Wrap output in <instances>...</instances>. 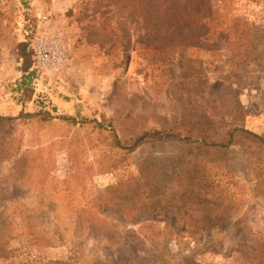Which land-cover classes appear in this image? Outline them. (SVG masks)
<instances>
[{
  "label": "rangeland",
  "instance_id": "obj_1",
  "mask_svg": "<svg viewBox=\"0 0 264 264\" xmlns=\"http://www.w3.org/2000/svg\"><path fill=\"white\" fill-rule=\"evenodd\" d=\"M162 1L0 0V117L11 119L0 120V264H251L264 165L240 145L153 142L128 153L116 140L128 146L206 108L218 126L264 137V0L196 10L189 0L185 41L157 32ZM39 36L65 58L41 71L33 57L29 99L18 47ZM180 177L208 201L127 216L136 184Z\"/></svg>",
  "mask_w": 264,
  "mask_h": 264
},
{
  "label": "trees",
  "instance_id": "obj_2",
  "mask_svg": "<svg viewBox=\"0 0 264 264\" xmlns=\"http://www.w3.org/2000/svg\"><path fill=\"white\" fill-rule=\"evenodd\" d=\"M193 1L194 10H196L199 6L204 7L207 0ZM164 2L166 6L163 7L162 12L160 11L159 13L160 22L157 26V32L161 35H173L168 37L170 40L175 36L182 41H185L187 38L185 28H188L189 31H191L192 28L187 22L190 20L189 14H193V11L189 12L188 7L186 6L189 0L184 2L182 8H180V0H173V3L163 0L162 3L164 4ZM187 11L189 14H186ZM201 12L202 10L200 13ZM172 22H174V24ZM214 32H217V30ZM18 48L23 63L22 72L24 73L19 85V90H31L29 99H32L33 90L31 89V84L33 71L31 69L34 64V52L30 48V44L26 42L21 43ZM43 113V109L35 114L22 113L19 119L37 117L41 116ZM210 114V109L206 108L201 113V117H197V120H191L186 125L143 132L126 140V143L129 144L128 146H124L118 140H116V144L120 149H123L128 153L134 151L143 144L153 142H179L186 145H197L216 153H222L229 150L232 146L240 145L250 156L256 168L262 171L264 165V137L248 131L245 128L240 127L238 124L218 126L214 122H211L210 118L207 117ZM0 120L9 121L11 119L0 117ZM64 120L75 122V119L71 117H64ZM98 126L101 127L100 124H98ZM190 180L191 178L180 177L176 181L172 180V178L162 179L154 185L149 183H142L141 185L136 184L133 194L127 200L130 207L127 216L138 220L140 218L138 210L140 209L143 210L149 208L154 211H164L178 205L193 204L194 200L198 201V203L200 201L202 203L208 201L200 194H196L197 190L199 191V188L196 189L195 187L192 188L189 186ZM136 196L137 198H135ZM137 204L141 205L138 206ZM224 214H227V211L222 213L217 212L214 217H210V220L221 222ZM142 232L144 233L143 230ZM144 239L152 241L153 237L150 238L149 235H144ZM248 252V259L251 264H264V234L259 235L254 239ZM185 264L198 263L192 259H188Z\"/></svg>",
  "mask_w": 264,
  "mask_h": 264
},
{
  "label": "built area",
  "instance_id": "obj_3",
  "mask_svg": "<svg viewBox=\"0 0 264 264\" xmlns=\"http://www.w3.org/2000/svg\"><path fill=\"white\" fill-rule=\"evenodd\" d=\"M58 44L59 43L56 41L50 43L43 36L37 37L31 46V49L34 52V68L46 71L63 62L65 57Z\"/></svg>",
  "mask_w": 264,
  "mask_h": 264
}]
</instances>
